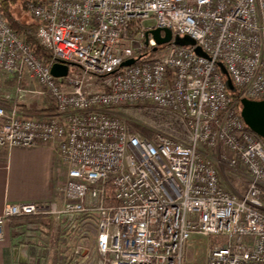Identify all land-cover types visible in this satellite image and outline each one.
I'll return each mask as SVG.
<instances>
[{
  "label": "built area",
  "instance_id": "obj_1",
  "mask_svg": "<svg viewBox=\"0 0 264 264\" xmlns=\"http://www.w3.org/2000/svg\"><path fill=\"white\" fill-rule=\"evenodd\" d=\"M25 7L53 63L33 55L0 13V75L35 83L55 113L0 105V150L52 146L66 180L59 201L5 204L0 243L12 219L72 224L94 214L96 264H184L192 236L213 241L200 264H264V140L240 117L241 99L264 100V0ZM156 29L190 37L207 58L166 45L141 60L160 48L149 34ZM130 59L139 61L123 68ZM56 62L69 65L66 77L51 75ZM218 63L239 97L229 96ZM145 115L158 119L152 137L140 130Z\"/></svg>",
  "mask_w": 264,
  "mask_h": 264
},
{
  "label": "crops",
  "instance_id": "obj_2",
  "mask_svg": "<svg viewBox=\"0 0 264 264\" xmlns=\"http://www.w3.org/2000/svg\"><path fill=\"white\" fill-rule=\"evenodd\" d=\"M6 78L7 82L0 89L10 90L9 93L13 95L7 96L0 92L2 102L17 106L28 116L55 113L47 99L35 93L38 90L35 83L24 77L20 80ZM40 104L46 106L38 110ZM65 180L66 168L60 164L52 146L0 150V215L5 204L59 201ZM25 218L12 219L6 223L0 243V264H52L48 259V250L52 245V233L55 232L54 243L61 234L60 226L55 230L53 219L49 220L51 218H46L49 223L43 219L36 221ZM54 222L60 224L66 221L54 219ZM97 233L96 225V236Z\"/></svg>",
  "mask_w": 264,
  "mask_h": 264
},
{
  "label": "rangeland",
  "instance_id": "obj_3",
  "mask_svg": "<svg viewBox=\"0 0 264 264\" xmlns=\"http://www.w3.org/2000/svg\"><path fill=\"white\" fill-rule=\"evenodd\" d=\"M22 9V8H21ZM20 7L16 9V16L22 22L32 21L31 16L27 11L21 10ZM150 22H145V26H150ZM182 37V36H181ZM7 78L4 75H0V87L3 83L7 82ZM2 88V87H1ZM31 89H34L31 87ZM5 91V92H4ZM1 93L7 94V96H12V93H9L10 90L0 89ZM44 103V102H43ZM43 106L40 104L38 110L42 109ZM132 114L131 112H124V116ZM137 118V117H136ZM137 119L141 120L144 125L147 126V130L151 127H154V120L157 122L158 119H152L151 117L145 115L138 117ZM157 126V124H156ZM234 184H237V181H233ZM47 221L45 217L41 218ZM75 222L72 224L61 222L60 224L53 221V228L57 230V227L60 226V232L54 243L55 232L52 233V245L50 250H48L49 260L51 262H58L61 264H96L98 255L96 251V215L91 217H78ZM52 223V222H51ZM56 224V225H55ZM58 224V225H57ZM72 225V226H71ZM211 240L207 238H202L199 236H192L185 246L184 251V264H200L203 263L206 259V251L212 245ZM58 259V261H57Z\"/></svg>",
  "mask_w": 264,
  "mask_h": 264
},
{
  "label": "water",
  "instance_id": "obj_4",
  "mask_svg": "<svg viewBox=\"0 0 264 264\" xmlns=\"http://www.w3.org/2000/svg\"><path fill=\"white\" fill-rule=\"evenodd\" d=\"M158 47L172 45L174 47H190L193 48V52L202 58H207V56L201 51L199 47H195V42L188 36L179 37L171 34L169 30L166 29H156L149 33ZM139 59H130L122 64V67H129L137 63ZM68 64L62 62H56L50 69V73L54 78H64L67 76ZM219 71L225 77V88L231 94L236 92L229 76L224 69L222 64H217ZM240 117L244 125L252 132L254 135L264 140V100L262 101H252L246 98L240 100Z\"/></svg>",
  "mask_w": 264,
  "mask_h": 264
},
{
  "label": "trees",
  "instance_id": "obj_5",
  "mask_svg": "<svg viewBox=\"0 0 264 264\" xmlns=\"http://www.w3.org/2000/svg\"><path fill=\"white\" fill-rule=\"evenodd\" d=\"M29 1L34 0H0V13L4 18L5 22L9 26V28L17 35V37L24 42L30 52L35 55L44 65L50 66L53 63V55L43 47H41L36 39V33L38 29V23L33 19L32 21L22 22L16 16V9L20 7L21 10L26 11L25 4ZM166 50V46L158 48L155 52L154 50L149 51L144 55L139 54L137 57L141 60L145 59H153L159 57V52ZM225 69V68H224ZM218 72L219 69H217ZM222 78L225 80L224 75L220 72ZM240 95V91L238 88L234 94L229 93V96L232 98H237ZM9 105L7 102H2L0 100V105ZM138 128V127H136ZM142 134L147 137H152L153 133L145 128H140ZM110 189L108 190V196H111ZM43 217H33V218H25L27 220L34 219L40 220ZM58 261V259H57ZM52 264H61L58 262H53Z\"/></svg>",
  "mask_w": 264,
  "mask_h": 264
}]
</instances>
